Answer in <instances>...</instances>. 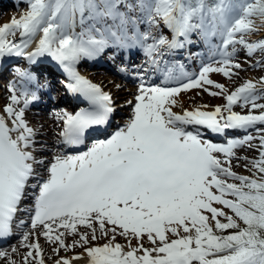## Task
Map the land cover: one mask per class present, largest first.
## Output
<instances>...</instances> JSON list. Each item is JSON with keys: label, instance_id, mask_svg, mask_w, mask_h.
Returning a JSON list of instances; mask_svg holds the SVG:
<instances>
[{"label": "snow or ice", "instance_id": "6c2138e0", "mask_svg": "<svg viewBox=\"0 0 264 264\" xmlns=\"http://www.w3.org/2000/svg\"><path fill=\"white\" fill-rule=\"evenodd\" d=\"M28 2L30 10L0 26V59L6 55L26 59L29 68L13 71L23 84L32 85V90L23 88L21 100L13 81L9 103L0 109V240L15 235L13 221L25 210L21 204L31 188L30 221H17L30 225L20 234V245L29 249L23 254L24 264H45L41 237L52 247L53 264H72V259L56 255L69 247L68 234L71 247L82 248L74 259L86 254L88 264H264V127H258L264 125V104L256 102L264 98V90L248 81L228 93L223 84L209 78L213 72L230 77L232 68L241 67V62H230L232 53H224L223 66H202L198 76L174 87L148 83L145 69L134 67L128 73L120 68L137 84L130 93L133 99L122 105L130 108L129 118L106 138L90 135L110 127L117 106L111 92L80 74L79 63L95 61L109 48L114 49L110 59L125 52L127 60L129 52L138 49L155 66L162 48L175 52L192 42L191 34L203 27L204 5L193 6L187 0H140L138 7L148 23L158 29L163 25L172 33L168 39L162 31L157 36L137 31L136 20L126 19L118 8L132 7L125 0ZM254 9L264 15V0L249 4L245 15ZM210 11L214 16L219 13L224 23V0ZM77 13L81 24L87 13L102 27L92 25L79 34H68L66 29L75 26ZM108 18H119L120 24L107 25ZM41 30L35 51L26 54L30 42L26 37ZM247 30L249 24L241 17L226 26L223 41L224 45H243L246 59L257 49L264 50V39L256 43H246L243 37L235 40L236 33ZM129 31L133 36L129 37ZM17 32L20 43L15 42ZM37 58L55 62L66 76L63 87L87 104L74 112L51 110L54 123L60 125L62 149L49 160L34 154L51 149L35 139L38 132L25 118L46 86L37 83L31 71ZM179 76L183 73L169 70L162 81ZM116 87L119 91L124 85ZM190 89H198L197 95H224L227 103L212 110L198 104L180 113L173 111L180 104L178 94ZM238 103L249 111H234ZM256 109L259 114H253ZM233 132L243 135L233 136ZM206 134L221 137L222 142ZM257 139L258 159L235 155L238 148L255 150L251 142ZM86 140L92 142L86 144ZM38 142L41 147L36 149ZM81 146L86 150L79 151ZM233 159H245V166L255 169L259 178L237 174L232 170ZM34 165L43 167L47 176H41ZM30 180L35 183L29 184ZM117 236L124 239V245ZM99 239L105 243L95 245ZM18 251V246L11 251L0 249V264H17L12 253Z\"/></svg>", "mask_w": 264, "mask_h": 264}, {"label": "rangeland", "instance_id": "374dc122", "mask_svg": "<svg viewBox=\"0 0 264 264\" xmlns=\"http://www.w3.org/2000/svg\"><path fill=\"white\" fill-rule=\"evenodd\" d=\"M9 1L12 2V4L10 6L8 5V6H5L4 8L0 7V24L4 23L5 20H10L12 16L21 15L30 6V3L28 2V0H9ZM6 2H7V0H0V6L4 5ZM139 2H140V0H125V3L131 5L132 7L128 8V7L118 5V8L121 12H123L125 14L126 19L127 18H134L136 20V25L138 27V28H136V30L139 31L140 33L150 31V33L153 36H157L162 31L163 35L166 36L168 39H170L169 35L171 34V32L169 30L163 28V25H161V27L158 29L157 27L152 26L148 23L146 15L138 7ZM187 2L190 3V0H187ZM201 3L204 5V10L202 12L203 27L201 29L197 30L195 33H193V38L196 41L199 40V42H201L202 46L204 45L203 46L204 48H202V50H201V57L198 59L194 58L195 62H194L193 66L196 70L195 72H192L190 70V65L185 66V68H182V66H180L179 64H176L175 73H177V74L183 73V76H179V78H175V79H181L182 83H184V82H187V80L189 78L198 76V73L201 70L202 66L211 65L213 68L221 67V66H223L224 53L229 52V53H232V55L229 57L230 62L232 64H235L236 62H241V67L239 69L232 68L233 75H231L230 77H226L222 73L213 72V73H209V78H211L214 82H219V83L223 84L225 86V88L230 89L231 92L235 91V89L237 87L242 86L244 83H246L248 81H252L257 86V89L264 90V50L257 49L256 51L253 52V54L250 56V58L246 59L247 53H246V49L243 45H241L239 43H235L234 45H224L223 44V41L226 38V26L230 27L232 24L235 23V21L237 19H240L241 17L244 18L245 23L249 24L250 30L236 33V35L234 37L235 40L239 41L240 38L243 37V39L245 40L246 43H248V42L256 43L260 39H264V15H262L258 10H255V9L249 15H245V12H244V9L249 4H253V5L259 4L260 0H224V9H225V11L223 13L224 23L220 22L219 13H216L214 16V14L210 11L212 8L205 5L204 0H195L194 4H193V2H191V4L194 6H198ZM211 16L214 17L215 21L219 25V27H218V30L220 33L219 40H216V38L214 36H211V33H209L208 26L210 23ZM87 17H88V15H87ZM87 17L85 14V20H84L85 23H84V25H81L80 24V14L78 13L76 15V20L78 19L76 21L78 28L83 27V29L85 31L86 29L90 28L92 25H95L96 28L102 27L101 23H98L96 20H94L90 17H88V18ZM199 19L200 18L197 17V21H199ZM113 24L118 26L120 24L119 18H115V19L108 18L107 19V25H113ZM128 34L130 35V37L133 36V31H129ZM10 37L11 36L7 37V39ZM29 41H31V39ZM149 42H151V41H149ZM206 45H208V46H206ZM191 50H193V49H188L186 51V54L189 55V57H191V59H192V57H194L195 54L193 56H192V54L190 55V53L192 52ZM108 51L110 52V54ZM105 54H106L107 58L110 59V57H112L114 55V52H113L112 48H109L108 50L105 51ZM7 56L8 55L4 56L3 59H5ZM143 57H145L147 59L146 56L143 55ZM3 59L0 60V63L2 62ZM19 59L20 60L18 62L12 63V65L10 66L11 68H9L10 69L9 72H7V74L5 76H0V93H1L2 89H4L6 86H7V88L9 87L8 89H11L10 85L13 81H15L17 86H20L23 84L22 79L19 76H17L13 71V69H17V68L21 69V70L24 69V66L22 64L23 58L19 57ZM110 60H111L113 69L115 71L117 70L116 72H120L119 69L124 68V69H126V72L132 73V69L134 67L128 68L126 63H124L121 60H116V59H110ZM175 60H176V58H174L173 61H175ZM257 61L260 62L259 65H256ZM136 62H138V61H136ZM136 62H134V63H136ZM146 62H147V60L146 61L144 60V62H141L139 65L135 66V68L145 69L144 74H146L147 68L145 66L151 65V64L146 63ZM250 65H255V66H250ZM193 66H192V68H193ZM166 67H168V65ZM164 68L165 67H163V69ZM123 75L126 78H129L127 75H125V74H123ZM105 76L108 78L110 76L112 78L116 77L111 73L106 74ZM162 76H165V74L161 73L160 78H162ZM122 81L124 82V84H122V85H124V87L121 88L120 90H122L121 94L123 96L120 98H115L114 100H115L116 105L120 106V108H122V110L124 112H121V114H119V113L113 114V116L119 115L118 118H120V120H123L124 118H127V119L129 118L130 108H128L127 106L122 107V105L125 104L126 100H132L133 99V96L130 93H134L136 91V87H137V84L134 83L132 81V79L126 80L125 78H121L120 82H122ZM133 88H134V90H132ZM111 89L112 88H110V90ZM210 90L211 91H219L215 87H211ZM197 91H198V89L197 90H191L190 89L187 91H183L182 93L178 94L179 99L187 101L186 103L184 102L185 106H189V105L195 106L198 104H202V105H206L207 107H210V106H213L215 104L224 105L227 103L224 95H222L223 98H217V97H211L207 92L201 93L200 95H197ZM54 94L55 93L53 92V97H54ZM0 98H1V96H0ZM21 100H23V97ZM256 102L258 104H264V98H260ZM6 104H7L6 101L0 100V109H2ZM61 106L62 105H58V106H53L51 108L52 109L59 108V109L65 110V108L61 107ZM31 108L34 109L33 112H36L37 107H31ZM233 110L236 112L242 113V114H246L249 111V108L248 107L242 108V107H240V105L238 103L237 105H235L233 107ZM259 112H260V109H256L253 112V114H259ZM52 119H53V116H52ZM52 121L54 122V120H52ZM54 124H55V126L53 127V131L51 133L55 139L54 143H56V144H54L53 149H57L58 151H60L61 150L60 146H59V144L57 145L58 133L60 131V125L58 124V126L56 127V123H54ZM258 127H264V125H258ZM115 128L116 127H113L111 129L115 130ZM111 131H113V130H111ZM253 132H254L253 136H255L256 132L251 131V134ZM233 136H236V135H233ZM40 137H41V139H40ZM35 139L39 142H46L45 137L40 135V134H37ZM39 142L36 143L35 148L41 147V143H39ZM251 143L256 146V149L251 150L250 155H247L245 153L246 150L244 148H239L237 150L238 151L237 157H246L248 160H251L253 158L258 159L259 158V156H258L259 140L258 139L253 140ZM46 144H48V142H46ZM53 149H51L50 151L42 152V155L40 157L45 159L46 155L51 153L53 151ZM240 160L236 159L235 163H237V161H240ZM243 162H244L243 164L240 163L237 166H232V167H235L233 169V171H235L237 174H240V175H246V176H250V177H254V178H259V174L255 171V169H253L250 165L248 167H246L245 166L247 163L246 160ZM41 174L44 175L45 172H43ZM228 180H229V182L238 183V181H234L231 178H228ZM31 184H34V183H31ZM29 194L33 196V191L31 190V193L29 192ZM229 198H231V197H229ZM30 205H31V199H26L21 204L22 208H24V209H26ZM226 211H228L230 213V210H226ZM30 215L31 214L29 212L24 211L22 214H20L18 216V218L16 220L17 221H20V220H27L28 221V218L30 217ZM221 219H223V218H221ZM17 221L15 222L16 225L12 226V229L14 231H16V233H18L22 228V226L20 224H18ZM240 223L242 224V222H240ZM173 238H175V237H173ZM17 239L18 238L14 239L8 245H6L0 249H8L9 251H11V248H12V246H14V242ZM66 244L69 246L67 248V250H61L56 255L63 256L65 254H68L70 251H77L79 249H82L79 245H77L75 248L71 247V244H72L71 234L67 235ZM24 249L26 252L29 250L26 247H24ZM50 249H51L50 253H52V255H54L52 252V248H50ZM21 258H23V257L21 256Z\"/></svg>", "mask_w": 264, "mask_h": 264}, {"label": "bare ground", "instance_id": "6f19581e", "mask_svg": "<svg viewBox=\"0 0 264 264\" xmlns=\"http://www.w3.org/2000/svg\"><path fill=\"white\" fill-rule=\"evenodd\" d=\"M11 4H12V2L7 0V2L0 7L4 8L5 6H8V5L10 6ZM28 10H30V6L21 15L12 16L11 19L13 17L19 18L20 16L25 14ZM11 19L5 20V22L1 23L0 26H2L5 23L10 22ZM76 21H75L74 27L70 26L66 29V32L68 34L72 35V34H79L82 32L81 29L78 28ZM210 23L208 26L209 33H211V36H214L216 38V40H219V37H220V33L218 30L219 25L217 24L214 17H212V16L210 18ZM42 35H43V33L41 30L32 37H26V39H29V40L31 39V41H30V43H28V45L25 49V52H29L30 49L33 47L36 48L38 41L42 37ZM169 37H170V39L172 38V33L169 35ZM8 39L11 40L13 38L10 37ZM190 39L192 42L190 44H185L183 49H181L179 51L170 52L166 48L161 49V52L163 53V55L159 57V63L155 66H153V65L145 66L147 68L145 75L147 77L148 83H152L153 81H156L158 83L166 84V86H169V87L180 86L182 84L181 79H175V80L174 79H164L162 81V78H160L161 73H164L166 76V74L168 73L169 70L175 72V68H176L175 63L176 62H177V64L182 66V68H185V66L190 65V70L192 72L196 71L193 65H194L195 59H198L201 57V50H202V48H204L203 47L204 45L201 46L200 42L196 41L193 38V34H191ZM15 42L16 43L21 42V38H20L18 32H17V35L15 37ZM206 46H208V45H206ZM189 48L193 49V50H191L192 52L190 53V55L192 54V56H193L195 54V56L192 57V59H191V57H189V55L186 54V51ZM112 50L114 52V49H112ZM109 54H110V52H109ZM174 58H176V61H173ZM15 59H16L15 56H10L8 58H5V60L0 63V76H5L7 74V72H9V70H10L9 68H11L10 66L12 65V63L16 62ZM114 59L123 61L124 63H126L128 68H133V67L139 65L141 62H144V60L145 61L147 60L145 57H143V55L141 54V52L138 49L131 50L128 54L127 60H125V52H120V54L116 55ZM47 60L49 62V65L46 66L47 69L44 71L43 74L36 75V77H37L36 82L41 84V85H46L39 93L41 99L32 105V106L37 107V110H36V112H33L34 109H32V108L27 109L26 114H25V118H26V121L28 122L29 126L33 127L35 130H37L38 134L45 137L46 142H48V144H46V147L48 149H53L54 144H56V143H54L55 139L51 133L53 131V127L55 126L54 122L52 121L53 119H52V115H51V110H53V109L51 107L55 106L56 104L52 99V95H53V92L55 93V91H59L62 89V82H66V76L64 73L62 74V71H61V75L57 74V72L55 71V68L53 67V64H56V63L51 61L50 58H47ZM136 61H138V62H136ZM134 62H136V63H134ZM167 65H168V67H166ZM192 66H193V68H192ZM163 67H165V68L163 69ZM59 70H61L60 67H59ZM78 71L80 72L81 75H84L87 79L91 80L92 82L101 84L105 91L112 93L114 99L120 98L123 96L121 94L122 90L117 91V87H116L117 85L124 84L123 81L120 82V79L125 78L126 80H131L129 78H126L122 73L116 72L117 70L115 71L113 69L111 60L107 58L105 52L95 61H91V62L82 61V62H80L78 65ZM110 73L116 77L112 78L110 76L108 78L105 76L106 74H110ZM24 87H28L29 90H32V85H24L22 88L17 87V93L21 94V96H20L21 99L23 97L22 90ZM8 88L6 86L4 89H2V91L0 93V96H1L0 100L6 101V103H9V97L11 94V89H8ZM110 88H112V89L110 90ZM132 90H134V88ZM227 92L230 93L231 90L227 89ZM217 98H223V97L221 95V96H217ZM179 101H180V104L173 108V111H175L177 113L182 112L183 109L194 107L192 105L185 106L184 102L186 103L187 101H184L181 99H179ZM60 103H62V102H60ZM216 105H219V104H215L213 106L207 107V110H212V108H214ZM121 112H124V111L122 110V108H120V106H117V110L115 113L121 114ZM126 120H127V118H124L123 120H121V123H125ZM58 124L59 123L56 122V127L58 126ZM253 134H254V132L252 133V135ZM231 135L241 136L243 134L241 132H233V133H231ZM106 136L107 135H100L99 139L106 138ZM40 139H41V137H40ZM216 142H222V138L217 139ZM57 145H58V143H57ZM39 148L40 147H37L36 149H39ZM238 149L235 150L236 156L238 154V151H237ZM244 149L246 150L245 153L247 155H250L251 150L246 148V147ZM60 151H58L57 149H53V151L51 153L46 155L45 160H49L54 154H56ZM44 152H46V151H44ZM34 154L39 159V158H41L40 156L42 155V152L37 151ZM235 161H236V159H233L231 161L232 166H237L240 163L243 164L244 163L243 161H245V159H241L240 161H237V163H235ZM34 167H35L36 171L38 173H40L41 176H44V177L47 176V172L43 167H40L38 165H34ZM234 168L235 167H232V170ZM43 172H45L44 175L41 174ZM31 183H35V180H30L29 184H31ZM31 190H32L31 188H29L27 190V196L25 197L24 200L32 198V195L29 194V192L31 193ZM30 207H31V205L29 207H27L24 211L28 212L27 209ZM24 211H20L16 214V218L13 221L12 226L16 225V223H15L17 221L16 219ZM29 220H30V217L28 218V221ZM29 227H30V225L22 226L21 230L18 233H16L15 235H13L11 240H10V242H12L14 239L18 238L14 242V246H18L19 251H18V253H12V259L15 260L17 262V264H24V260H23V258H21V256L23 257V254L26 253V251H25L23 245H20V238H21L20 234L24 231H28ZM96 227L98 229V223L96 224ZM106 227H110V226L106 225ZM79 228L82 229L83 226H79ZM68 235H70V234H68ZM117 241L119 243H121L122 245L125 244V241L122 237L117 236ZM39 243L42 246V250H43L42 251V258L45 259V264H53V260L56 257L54 255H52V253H50V251H51L50 248H52L50 243L45 241L43 237L40 238ZM103 243H105L104 239H99L96 242H94L95 245H102ZM133 243H135V241H133ZM81 253H82V249H79L77 251H70L68 254H65V255L59 256V257H68V258L72 259V264H88V258L86 256V254L82 255L80 259H74V257H76L78 254H81ZM194 264H196V262H194Z\"/></svg>", "mask_w": 264, "mask_h": 264}, {"label": "trees", "instance_id": "16d2710c", "mask_svg": "<svg viewBox=\"0 0 264 264\" xmlns=\"http://www.w3.org/2000/svg\"><path fill=\"white\" fill-rule=\"evenodd\" d=\"M195 0H190V3L193 2L194 4ZM206 4L211 7L212 9L215 8L219 4V0H205ZM194 6V5H193Z\"/></svg>", "mask_w": 264, "mask_h": 264}]
</instances>
